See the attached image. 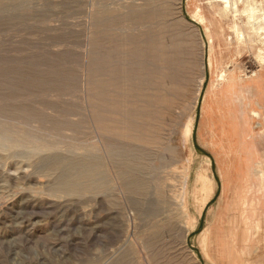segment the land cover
<instances>
[{"label":"rangeland","instance_id":"374dc122","mask_svg":"<svg viewBox=\"0 0 264 264\" xmlns=\"http://www.w3.org/2000/svg\"><path fill=\"white\" fill-rule=\"evenodd\" d=\"M234 1L241 36L224 0H0V264H264V0Z\"/></svg>","mask_w":264,"mask_h":264},{"label":"bare ground","instance_id":"6f19581e","mask_svg":"<svg viewBox=\"0 0 264 264\" xmlns=\"http://www.w3.org/2000/svg\"><path fill=\"white\" fill-rule=\"evenodd\" d=\"M256 1L255 0H247V7H246V10H244V11H248V12L250 11L251 12L250 18L253 16V14L255 13V10L257 9ZM224 2H225L226 13H227L228 16H229V14H232V10H231L232 9V5L234 6L233 7L234 8V11H235V14L233 15L234 16V22H232V25H230V29L234 30V32L236 33V35H239L238 32L240 31V25L241 24L239 25V23L237 21V15H238V12H239L238 5H237V3L235 1L232 3V0H224ZM221 32H223V29L222 28H221ZM239 36H241V35H239ZM208 43H209V48L208 49H209V52H210V55H209V64L212 65L213 55H214V49H215V45H216V39H215V37H214L213 34H209ZM162 45H163V47L161 49L162 50V52H161V54H162V58H161L162 59V69L164 68L165 65H167L166 67H168V69H171L170 68L169 60L166 61L164 59V54H165L164 45H167V42L164 41V40H162ZM225 76H226V73L225 72H221L220 78H225ZM252 80L254 81V84H256L257 77L253 78ZM260 87L262 89H264V85L259 84L258 87H257L258 91L255 94H258ZM262 101H263L262 103L260 101L257 102L258 106L262 104L263 107H264V96L262 98ZM114 112L118 113V110H115ZM231 113H232V111H231ZM252 113H253V116L254 115L255 116H260L261 115L260 114L261 112H260L259 109H253L252 110ZM185 125L187 127V134L185 135V140H187V139L190 138L191 132L193 131L194 118H190V120ZM99 128H101V127H99ZM234 129H235V127H234ZM234 129L226 133V139H228L229 142H230V144H229V150L231 152L233 151V146L235 144L234 139H236V137H237V133L234 132ZM246 131L248 132V130H246ZM99 133L102 134V132H99ZM114 133L116 135H123L125 137H127L129 135V132H121V134H120L119 131H117V132H114ZM200 138H202V137L200 136ZM4 142H5L4 140H0V148H2V146L6 147V145L4 144ZM100 142H101V144H104V141L100 140ZM103 148L105 149V151L107 150L106 147H103ZM170 151L175 154L176 153V148L173 145H171ZM215 151L217 153L219 150L218 149H215ZM116 155H118V149L115 150V155L114 156H116ZM76 166H77L76 168L80 170L79 171L80 172V175H84V173L87 170V167H86L87 165L82 163V164H77ZM92 171H93V169H92ZM197 171L198 172L196 174L195 181H194V183H193V185H192V187L190 189L189 186H190V179H191V171H190L189 168L187 170L184 169L183 173H181V175H180V178L175 179V182H174V185H173V187H176V181H178L180 183V189L178 190V194L176 193L172 197L170 196V200L168 201L174 219H176V221H183V220L186 221V229H187L186 232L187 233H190L195 228V226L197 224L196 223L197 222V218H198L196 216V214H195V216L191 214V211H190V208H189V204H191V203H188L189 193H190V195L192 197H195L198 200V203H199L200 206L197 208V215H200L202 213V211H203V208L205 207V204L210 200V198H211V196H212V194L214 192V186H213L212 179L205 172L199 171V170H197ZM115 175H116V173H115ZM118 176H119V174H118ZM212 177H213V175H212ZM97 182H98V187L99 188L103 186L102 178H99ZM74 183H75L74 181L66 180V181H61L60 182V185L73 186V185H75ZM127 183H128L127 186L130 187L129 189H131V184L133 183V181H131V180L129 181L128 180ZM76 185H79L80 187H84L86 184L84 182H78ZM119 191H120V189H119ZM217 207H219V206H217ZM216 217L217 216L215 215L214 218H216ZM210 232L211 231L206 230V231H204V233L202 235V242L201 243H202L203 250H204V252H205L206 255H209L208 248L207 247H208V244H209Z\"/></svg>","mask_w":264,"mask_h":264}]
</instances>
